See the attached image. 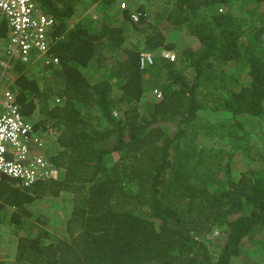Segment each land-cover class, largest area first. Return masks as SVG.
Wrapping results in <instances>:
<instances>
[{
	"label": "trees",
	"instance_id": "trees-1",
	"mask_svg": "<svg viewBox=\"0 0 264 264\" xmlns=\"http://www.w3.org/2000/svg\"><path fill=\"white\" fill-rule=\"evenodd\" d=\"M35 1L58 64L33 56L43 82L16 99L39 113L41 137L58 132L46 152L64 171L27 187L2 176L0 222L21 234L10 264H229L245 243L262 244L250 258L264 251V0ZM9 31L2 15L6 50ZM140 50L153 57L144 68ZM61 191L66 235L44 244L28 206Z\"/></svg>",
	"mask_w": 264,
	"mask_h": 264
},
{
	"label": "built area",
	"instance_id": "built-area-1",
	"mask_svg": "<svg viewBox=\"0 0 264 264\" xmlns=\"http://www.w3.org/2000/svg\"><path fill=\"white\" fill-rule=\"evenodd\" d=\"M121 6L125 7V3L121 2ZM2 15L10 27L6 50L9 57L17 56L27 61L32 50L44 63L51 60L57 63V58L47 52V32L53 19L40 11L35 0H0V17ZM132 17L137 19V14L133 13ZM164 56L174 58L170 52H165ZM152 61L151 52L139 51V67L144 68ZM152 92L160 95L157 89ZM0 98L3 108L0 113V172L19 178L24 184L48 176L56 177L63 172L64 167L56 166L46 158L42 139L32 135L33 126L19 112L13 93L5 90Z\"/></svg>",
	"mask_w": 264,
	"mask_h": 264
},
{
	"label": "rangeland",
	"instance_id": "rangeland-1",
	"mask_svg": "<svg viewBox=\"0 0 264 264\" xmlns=\"http://www.w3.org/2000/svg\"><path fill=\"white\" fill-rule=\"evenodd\" d=\"M163 0H145V5L152 6L155 8L158 4H161ZM80 10L74 8L72 17L69 18V21H72L74 18L78 17V14L81 10L84 9L83 6H78ZM90 13L89 8L84 10V12ZM189 36L187 37V40ZM174 53L173 51H171ZM175 54V53H174ZM2 86V84L0 85ZM1 100V98H0ZM48 100H53L48 98ZM55 103L59 101L54 98ZM50 107V106H49ZM3 111V108L0 104V113ZM39 114V113H38ZM38 116V115H37ZM42 118V117H41ZM58 132L48 133V135L41 140L42 146L45 149L47 144L55 139V136ZM219 144V143H216ZM225 148H228V145L219 144ZM262 148L261 146L255 152V155L258 153V150ZM2 179H7L3 177ZM1 180V178H0ZM10 182L12 181L16 186L23 187L18 181L9 177ZM70 194L67 192L61 191L57 196L50 194L43 195L41 197L35 198V200L29 204L28 208L31 210L32 215L29 217L30 220L34 221L40 228H43L49 232V236L43 238L44 244L49 242H55L56 238L66 235L65 231V222L71 211V202L69 200ZM62 198V200H61ZM38 218V219H36ZM16 225L13 222L9 223L8 221L5 224L0 222V260H4L6 263L10 264L14 260L15 254V245L17 241V236L21 235L20 230L16 231ZM53 236L55 239H53ZM211 236V233L208 234ZM262 244L258 242L257 245L250 247L249 243H245L241 246L240 252H242L239 257H237L233 262L229 264H264V251L260 250L257 256L249 257L248 251H252L253 248L259 249ZM262 249V248H261ZM253 254V253H252ZM242 255V256H241ZM244 256V257H243ZM243 257V258H241Z\"/></svg>",
	"mask_w": 264,
	"mask_h": 264
},
{
	"label": "crops",
	"instance_id": "crops-1",
	"mask_svg": "<svg viewBox=\"0 0 264 264\" xmlns=\"http://www.w3.org/2000/svg\"><path fill=\"white\" fill-rule=\"evenodd\" d=\"M95 3L93 7H91L89 10L92 11V17L94 18L96 15L99 16V14H96V11H94V7L96 6ZM77 5L76 9L80 10L78 8ZM38 8L41 10V7L38 5ZM131 13H130V18L134 21L132 14L134 13V8L131 7L129 8ZM87 10V9H86ZM122 18L118 19L117 22L113 23L112 25L118 23ZM111 25V26H112ZM16 60L14 57H9L6 49L2 48L0 50V85L2 84V86H0V97L2 96L3 92L5 90H8L10 92L13 93L15 99L17 97V93H20L21 89L23 87H25V83L27 81V79H31L32 77H37V81H38V85L40 82H43V77L41 75L40 69H38V67L36 66V64H32L29 63V61H23L20 60L21 63H16V65L13 66V61ZM25 63V65L22 64ZM42 63H44L41 60ZM27 63V64H26ZM45 76L46 78H50V72L49 71H45ZM17 77H21L22 80L21 82H19V84H14V79H16ZM17 101V99H16ZM24 115L25 113L23 111H21ZM38 112L37 110L32 111L31 115L28 116L26 115L28 118H30L32 121L34 119L37 118ZM40 135L43 136V133H39ZM44 137H41V139H43Z\"/></svg>",
	"mask_w": 264,
	"mask_h": 264
},
{
	"label": "clouds",
	"instance_id": "clouds-1",
	"mask_svg": "<svg viewBox=\"0 0 264 264\" xmlns=\"http://www.w3.org/2000/svg\"><path fill=\"white\" fill-rule=\"evenodd\" d=\"M37 3V2H36ZM37 5H38V3H37ZM137 19H138V15H137ZM137 19H134V20H137ZM2 49V45L0 44V50ZM140 51H142V50H140ZM144 51H146V50H144ZM47 52H48V50H47ZM165 52H170V54H173L174 55V58H175V54L174 53H172L171 51H169V50H163L162 52H161V54L164 56V53ZM48 53H51V52H48ZM139 53V52H138ZM33 56H35V58H41V60H42V57L41 56H39L36 52H34V53H32V55L29 57V59L27 60V61H31L32 60V57ZM164 57H166V56H164ZM166 58H169V57H166ZM174 58H169L170 60H173ZM43 61V60H42ZM49 63H52L53 65H56V64H58V61H57V63H53L52 62V60L49 62ZM41 64H45L46 65V63H42L41 62ZM151 64V63H150ZM15 101H16V99H15ZM16 104H17V106H18V109H19V112L21 113V115L23 116V118L25 119V120H27V121H29L31 124H32V126H33V121L30 119V118H28L27 116H25L22 112H21V109H20V107H19V105H18V103H17V101H16ZM32 133V135H36V136H38L39 138H41V136L39 135V133L37 132V131H33V132H31ZM31 141V140H30ZM263 148H264V146H263ZM44 152H46V148L44 149ZM45 156H46V158L48 159V160H50L49 159V157L47 156V152L45 153ZM54 164V163H53ZM56 165V164H55ZM56 166H58V165H56ZM1 174H0V178H2V176L3 175H7V174H4V173H2V172H0ZM60 174H62V172L60 173ZM59 174V175H60ZM59 175H57L56 177H58ZM7 176H9L10 178H12V179H15L16 181H18L22 186H24V187H27V186H30L33 182H31V183H29V184H24L23 182H22V180L21 179H19V178H16V177H13V176H10V175H7ZM56 177H50V176H48V177H44V178H46V179H48V178H56Z\"/></svg>",
	"mask_w": 264,
	"mask_h": 264
}]
</instances>
